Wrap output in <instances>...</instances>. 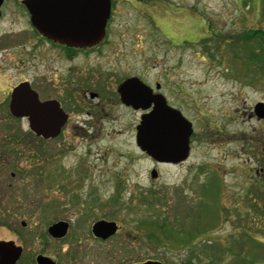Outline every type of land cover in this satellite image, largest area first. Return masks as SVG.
I'll return each mask as SVG.
<instances>
[{
    "label": "rangeland",
    "instance_id": "1",
    "mask_svg": "<svg viewBox=\"0 0 264 264\" xmlns=\"http://www.w3.org/2000/svg\"><path fill=\"white\" fill-rule=\"evenodd\" d=\"M110 10L104 39L118 42L116 54L93 61L160 84L192 125L188 159L154 167L135 145L139 113L112 98L95 130L71 109L49 140L26 122H0V148L13 150L11 166H0V242L63 260L71 241L52 243L47 227L63 217L86 234L104 217L127 236L117 261L102 264H264V119L254 113L264 104V36H253L264 32V0H111ZM20 29L0 25V35ZM13 43L21 41H3L0 51ZM21 61L30 76L35 66ZM12 72L0 73L1 90ZM149 221L169 225L171 238L156 228L148 244L139 228ZM89 246L84 260L100 264L103 247Z\"/></svg>",
    "mask_w": 264,
    "mask_h": 264
},
{
    "label": "flooded vegetation",
    "instance_id": "2",
    "mask_svg": "<svg viewBox=\"0 0 264 264\" xmlns=\"http://www.w3.org/2000/svg\"><path fill=\"white\" fill-rule=\"evenodd\" d=\"M28 2L29 0H0V25H4L6 28L11 29L21 28L19 31L11 30L10 32L8 31L0 35V45H2L3 41L13 42L14 39H19L21 41L20 44L13 43L11 46L6 45L9 47L3 49L8 51H0V73L6 75L7 70L15 71L14 76L13 72L9 75L11 78L8 77L7 87L4 90L0 89V122L18 121L27 123L26 118H16L9 112L11 93L14 88L23 83H26L30 90L36 94L39 103H58L64 114L67 115V119L72 116L75 109L79 108L81 113L78 114L83 115L84 113L91 119V121H87V127L93 128V130H95V127L92 123H97L108 116L109 112L106 111L105 107L108 106L111 98L119 107L139 113L137 125L142 116L152 111L157 96H161V99L168 107L177 110L184 117L179 108L172 106L170 98L162 93L160 84L156 82H153V84L147 82L143 74L136 75L131 72L128 74L123 73L122 75L118 72V67L107 68L102 66L101 63L93 61L94 57L98 60L105 56L104 59L107 60L108 54H116L115 50H117L118 42L104 39L107 33L108 20L104 37L97 44L85 47L66 46L47 38L35 29L31 23V15L26 6ZM113 56L117 58V55ZM21 58L29 64L32 63L33 68L35 66V71L32 72L30 76L26 74L27 70H22L21 66H23L24 63L21 61ZM123 71L125 70L123 69ZM127 72H129V70H127ZM129 79H138L142 84L147 86L149 100L145 102V104L149 105L148 109H134L120 102L118 89ZM106 92H111V94L108 95ZM66 104H69L70 109ZM71 109L74 110L72 111ZM77 117L80 116L77 115ZM64 126L60 134L63 132ZM12 151V149L0 148V166L5 167L6 170L11 166V163L5 161H9L8 156H12ZM138 151L140 154L144 155L154 167L175 168L181 166L187 160L178 163L157 162L145 153L140 152L139 149ZM14 176L15 174L11 173L10 179L13 180ZM73 216L77 218V220L82 221L92 218L90 212H77L74 213ZM67 220L68 218L62 217L55 222H64L68 225L66 234L63 237L53 238L48 234V228L55 223L47 227L46 235L54 244H68L66 242L71 241L70 247H68L66 251L68 253L66 256L68 257L64 256V259L60 260L58 256L46 254L42 250L33 253L29 257L23 245H18L15 241L9 240L6 242H12L15 247L20 248V254L15 264H37L36 259L39 256L48 259L49 264H88L89 262L84 260L87 258V255L85 257L84 254L80 252L84 249L83 245L89 246L92 242L101 245L104 249L99 259L100 264L117 261L116 243L120 241L118 240L119 238L124 239V237L127 236V232H123L119 223L101 217L97 221L87 224L86 235L75 234L78 229L74 228L75 224L72 221ZM100 221L114 223L116 232L107 238L96 237L92 233V228L94 224ZM139 230L145 231L144 239L148 244H155V222L149 221L145 223V225L141 224ZM73 231H75L74 234ZM135 238L136 237H134V240H136ZM92 257L96 259V256H91V258ZM147 262L158 261L150 258L143 261L133 260L127 264H143Z\"/></svg>",
    "mask_w": 264,
    "mask_h": 264
},
{
    "label": "water",
    "instance_id": "3",
    "mask_svg": "<svg viewBox=\"0 0 264 264\" xmlns=\"http://www.w3.org/2000/svg\"><path fill=\"white\" fill-rule=\"evenodd\" d=\"M26 6L35 29L66 46L97 44L104 37L110 17V0H29ZM147 90V86L138 79H129L118 89L120 102L134 109L146 110L149 108L145 104L149 100ZM161 98L157 96L152 111L141 117L135 129V144L157 162H182L188 158L192 125ZM9 112L16 118H26L29 131L44 140L57 137L67 121V115L58 103H39L26 83L13 89ZM254 113L257 118L264 119V104L256 105ZM151 175L155 178L156 173ZM67 228L66 223L58 222L48 228V234L61 238ZM115 232L116 226L111 222L100 221L92 228V233L100 238H107ZM19 254L20 248L12 242H0V264H15ZM36 261L37 264H49L48 259L40 256Z\"/></svg>",
    "mask_w": 264,
    "mask_h": 264
},
{
    "label": "trees",
    "instance_id": "4",
    "mask_svg": "<svg viewBox=\"0 0 264 264\" xmlns=\"http://www.w3.org/2000/svg\"><path fill=\"white\" fill-rule=\"evenodd\" d=\"M256 34H257V36H264V32L255 31L253 33V36H255ZM165 226H169V225L163 223V225L156 226V228L163 231L162 234L165 237V240H167L168 238H171L172 235H171V231H164ZM180 244H181V242L179 241V244L177 246H179ZM187 264H190V263L188 262Z\"/></svg>",
    "mask_w": 264,
    "mask_h": 264
}]
</instances>
